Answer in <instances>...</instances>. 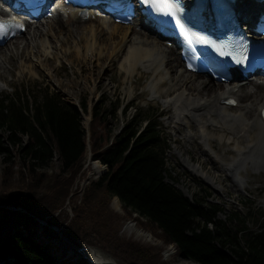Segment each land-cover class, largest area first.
Returning <instances> with one entry per match:
<instances>
[{
    "label": "trees",
    "instance_id": "obj_1",
    "mask_svg": "<svg viewBox=\"0 0 264 264\" xmlns=\"http://www.w3.org/2000/svg\"><path fill=\"white\" fill-rule=\"evenodd\" d=\"M118 106L97 102L87 130L80 110L57 93L45 90L32 103L18 92L0 96V264H74L57 260L51 244L42 243L44 237H59L53 226L78 246H99L119 264H172L162 259L160 248L120 234L123 220L133 213L142 227L195 263L264 264V222L258 224L252 216L257 213L233 212L227 222L219 218L222 208L209 202L206 188L202 195L186 196L167 180L168 145L156 111L144 114L135 107L111 136ZM80 108L88 112L86 102ZM128 109L125 105L123 112ZM89 153L106 171L73 190L85 176ZM56 157L59 170L46 171ZM114 197L126 216L111 207ZM248 217L255 228L248 227ZM233 222L240 225L237 231ZM239 234L247 236L243 243Z\"/></svg>",
    "mask_w": 264,
    "mask_h": 264
},
{
    "label": "bare ground",
    "instance_id": "obj_2",
    "mask_svg": "<svg viewBox=\"0 0 264 264\" xmlns=\"http://www.w3.org/2000/svg\"><path fill=\"white\" fill-rule=\"evenodd\" d=\"M37 21L39 20L26 25L23 34L30 28L33 29V35L19 48L7 47V53L1 54L3 47H0V78L17 68L20 69L17 74L21 75L27 69L31 71L32 67L49 63L51 46L47 39L59 38L60 35L66 37L56 39L54 51L57 58L65 55L72 64L83 59L91 75L97 73V66L105 64L110 66L106 62L110 50H112V59L124 53L119 69L125 73V76L132 78L137 72L149 73L151 75L149 89L152 91L153 98H167L163 104L164 110L170 112L168 122L174 129L176 153L185 152L186 162L198 163V166L190 165L191 172L197 173L211 156V149L219 145L224 147L226 152L234 153L228 163L222 162L217 155L213 158L217 170L230 175V186L235 192L250 189V180L247 178L249 175L264 173L263 80L244 79L241 80V84L238 81L224 84L205 79L200 74L188 72L174 48L163 45L164 42L149 29L137 30L138 26H142L141 19H136L132 25L119 24L94 13L88 19H82L78 11L56 5L54 17L45 18L43 22ZM90 22H96V25L86 27L85 24ZM78 25L84 27L78 29ZM134 28L137 31L132 30ZM74 33L79 38L75 37L71 42L78 44V50L68 46L62 48L60 52L62 45ZM84 33L87 34L88 40L81 56L80 44ZM149 33L154 36H150ZM40 34L42 36L44 34L41 42L37 40ZM106 34H108L107 37ZM98 41L101 43L97 48ZM29 48L31 49L27 50ZM35 48H38L36 54H34ZM27 62L29 63L25 65ZM193 75L202 78L194 81ZM167 83L168 85H165ZM76 84L78 85V81ZM219 86L221 87L218 88ZM0 88L3 89V86L0 85ZM186 92H189L188 96H185ZM63 94L68 99H72L66 91H63ZM231 98L238 101L237 106H229L226 103ZM74 101L76 104L79 103L77 100ZM82 117L84 125L88 127L91 117L84 111ZM214 131L215 133H212ZM206 146L211 147L210 150ZM93 165L98 172L104 169L99 161H94ZM219 176L218 173H207L205 177L216 192L229 194L230 191L222 186L220 181L217 182L220 179ZM177 187L180 188V186ZM184 192L187 194L186 191ZM113 201L114 204L119 205L117 197H114ZM139 234L151 237L141 231ZM102 257L112 260L104 254Z\"/></svg>",
    "mask_w": 264,
    "mask_h": 264
},
{
    "label": "rangeland",
    "instance_id": "obj_3",
    "mask_svg": "<svg viewBox=\"0 0 264 264\" xmlns=\"http://www.w3.org/2000/svg\"><path fill=\"white\" fill-rule=\"evenodd\" d=\"M39 21L43 22L44 18L40 19ZM92 25H96V22L85 24L86 27H90ZM39 26L43 27L42 25ZM83 27V25L77 26L78 29H81ZM132 30L137 31L138 29L136 30L134 28ZM149 34L150 36H154V34ZM32 35L33 29L28 28V31L25 34H22L21 37L14 41L12 40L8 45L4 46L1 49V54L7 53V47L13 48L15 46L19 48L21 44H24L26 41L30 40ZM83 36L84 37L81 40L82 43L80 44L81 56L83 55V50H85V45L88 40L86 33H84ZM107 36L108 34H106V37ZM43 37L44 34L43 36L40 34L39 36H37V40L41 42ZM63 37L66 36L60 35L59 38L47 39V42L51 46V53L48 59L49 63H43L38 66L32 67L31 71L27 69L21 75L17 74L20 71V69L17 68L15 69V71L6 73L3 78H0V85L3 86V89L0 88V96L14 95L18 92L24 100L26 99V96H28L30 102L32 103V101L38 94L43 93V91L45 90H49L51 92L57 93L62 99L71 103L73 106H78L81 112V117L83 111L80 109V102H86L88 106V112L84 113L86 115H89L91 118L92 107L101 99L106 100L108 105H111V102L116 103V105L119 106L117 108L116 115L110 120L109 124V126L111 127V136L121 131L126 119L130 118V116L135 112V107L144 114L150 113L151 111H156L158 115V117L156 118V123L158 125V128L161 130L162 137L166 140V143L168 145L166 147L167 151L165 159L166 167L169 170L171 176H167V180L175 183L176 186H180L181 189L179 187L177 188L180 189L184 194V191H186V195L190 198H193L197 194L202 195L203 189L206 188L210 193V196L208 198L209 202L216 203L222 208L223 211L219 213V218L224 221L228 222L229 216L233 212H238L239 214L244 216L248 214L250 209H252L257 213L252 214V216L256 218L258 224L264 222V173H253L249 175L247 178L248 180H250V189L243 190L241 192H235L230 186V175L227 174V172L221 173L220 171H218L213 158L215 155H217L222 162L228 163L232 159L234 153L226 152L224 147H220L219 145H216L213 149H211V156L208 157L204 165L199 169L197 173L191 172L190 165L198 166V163L195 161H191L189 163L186 162L185 159L187 157V154L185 152H182L181 154L176 153L174 129L168 122L170 112L164 110L163 104V101H165L167 98H153L152 91L149 89L151 75L145 72H137L132 78H127L125 76V73L119 69V64L124 53H121L118 57L112 59V50H110L108 60L106 61L110 64V66H107L106 64L99 67L97 66V73L91 75V72L86 68V62L83 59L75 61L76 63L72 64L69 63V60L67 59V57H65V55L57 58L54 51L55 42L56 39H60ZM75 37L79 38V36L74 33L72 37H69L68 40H66L59 51L61 52L62 48L64 49L68 46H72L77 51L78 44L76 42H71ZM98 42L96 44L97 48L101 43L100 41ZM30 49L31 48L27 50ZM37 49L38 48L34 49V54H36ZM31 61L29 62L31 63ZM29 62H27L25 65H27ZM7 66L11 67L9 64H7ZM185 75L191 76V74L189 73H185ZM192 78L194 79V81H198L202 77L193 75ZM256 78L264 81V76ZM77 81L78 85L76 84ZM165 85H168V83ZM220 87L221 86H219L218 88ZM63 91L69 93L72 99H68L67 97H65ZM188 95L189 92H186L185 96ZM74 100H77L79 103L76 104ZM125 105L129 106L127 113L123 112V107ZM82 124L84 125L83 117ZM89 126L86 127L84 125L87 130H89ZM212 133H215V131ZM27 140L28 139L26 137L23 138L24 143H26ZM206 147L209 148V150L211 148L208 146ZM93 161L94 160H91V158L86 159V161L84 160L85 176L82 178L78 177L73 190H75V188L78 186L82 188L86 183L89 182V180L98 178L106 171L104 165V169L102 171H96L93 167ZM3 168V156L0 155V180ZM45 170L49 172H51L52 170H59L58 158L56 157L53 160V163ZM207 173H218L220 175V179L217 180V182L220 181L221 185L230 191L229 194H226L227 196L223 194V192H216V189L211 183H209V181L205 177ZM113 200L114 198L112 199L111 207L116 212L120 213L123 216H126L121 202L119 201V205H116L114 204ZM65 206L66 213L69 215V218H71L73 216V210L70 206V203L67 201ZM136 217H138V215L133 213L131 216L126 217L123 220L120 234L160 248L162 259L167 260L172 264H198L191 260L183 258L181 255H178L177 250L168 248V244H165L161 238L153 233V231L142 227L138 223V221L135 220ZM248 219V227L255 228V223L252 220V217H248ZM44 222L46 221H42L44 225H47V222ZM233 226H235L233 229L234 231H237V228L240 227L238 222H233ZM53 228L58 231L59 237H57L56 239L51 238L50 241H48L47 238L44 237L42 243L44 245H46L47 243L51 244L50 246L52 247L53 253L57 260H67L74 264H78V262L80 264H90L82 257L81 254H79L75 250L74 247H71L70 242L72 241H70L63 235L60 228L56 226H53ZM139 231L151 235V237L140 235ZM246 237L247 236L245 234H239V240L242 243L244 242ZM85 244L87 243H84L82 245ZM74 245L76 247H80L75 243ZM116 262L119 264L117 258Z\"/></svg>",
    "mask_w": 264,
    "mask_h": 264
},
{
    "label": "water",
    "instance_id": "obj_4",
    "mask_svg": "<svg viewBox=\"0 0 264 264\" xmlns=\"http://www.w3.org/2000/svg\"><path fill=\"white\" fill-rule=\"evenodd\" d=\"M76 107L79 108L78 106H76ZM105 168H106V166H105ZM44 223H46V222H44ZM70 245H71V247H74L75 250L79 254H81L82 257L90 264H118L116 262V258L112 254L108 253L107 251L103 250L102 248H100L98 246L85 244V245H82L80 247H76L73 242H70ZM103 254L112 260H108L106 258H103L102 257ZM182 257L184 258L183 255H182Z\"/></svg>",
    "mask_w": 264,
    "mask_h": 264
},
{
    "label": "snow or ice",
    "instance_id": "obj_5",
    "mask_svg": "<svg viewBox=\"0 0 264 264\" xmlns=\"http://www.w3.org/2000/svg\"><path fill=\"white\" fill-rule=\"evenodd\" d=\"M143 2L151 6L153 11L167 17L175 18L178 12L175 0H143ZM178 26L180 25L178 24ZM2 27L3 25L0 24V29H2Z\"/></svg>",
    "mask_w": 264,
    "mask_h": 264
},
{
    "label": "built area",
    "instance_id": "obj_6",
    "mask_svg": "<svg viewBox=\"0 0 264 264\" xmlns=\"http://www.w3.org/2000/svg\"><path fill=\"white\" fill-rule=\"evenodd\" d=\"M134 214H136V213H134ZM137 215V214H136ZM168 248H173L174 250H176V247H175V245L174 244H168Z\"/></svg>",
    "mask_w": 264,
    "mask_h": 264
}]
</instances>
